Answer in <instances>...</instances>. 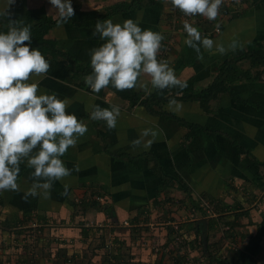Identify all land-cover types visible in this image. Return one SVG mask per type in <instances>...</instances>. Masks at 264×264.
<instances>
[{
	"label": "crops",
	"instance_id": "1",
	"mask_svg": "<svg viewBox=\"0 0 264 264\" xmlns=\"http://www.w3.org/2000/svg\"><path fill=\"white\" fill-rule=\"evenodd\" d=\"M126 1L72 0V6L100 13ZM4 7L7 18H23L28 12L55 17L49 0H0ZM175 9L170 0H142L109 18H132L142 29L159 31L164 37L161 49L167 44L170 49L158 60L187 81L183 89L163 90L145 81L147 89H131L140 99L204 89L225 60L264 46V6L258 0H247L238 12L212 20L220 32L205 36L226 51L201 48L199 57L184 43L186 33ZM191 24L199 31L210 30L206 20ZM94 26L64 23L50 28L45 37L89 63V51L103 42L92 35ZM7 27L0 23V29ZM43 55L51 67L39 81V91L70 98L66 111L83 120L88 130L62 157L67 167L78 170L54 181L48 198H24L34 183L32 169L24 164L19 190L0 191V264H233L231 255L243 248L264 217V167L258 163L264 162V72L229 84L241 101L220 93L207 109L197 100L153 106L171 118L132 104L109 87L92 93L84 83L86 75L72 77L65 59ZM240 63L252 74L262 68L247 60ZM173 101L182 105L179 111L170 107ZM94 104L120 108L115 128L90 120ZM145 130L151 147L133 149L132 141ZM97 195L102 200H95ZM36 223L41 224L38 232ZM209 253L222 260H212ZM253 257V264H264V233Z\"/></svg>",
	"mask_w": 264,
	"mask_h": 264
},
{
	"label": "clouds",
	"instance_id": "2",
	"mask_svg": "<svg viewBox=\"0 0 264 264\" xmlns=\"http://www.w3.org/2000/svg\"><path fill=\"white\" fill-rule=\"evenodd\" d=\"M11 0H7L9 4ZM172 6L186 16L202 15L215 20L223 0H170ZM58 25L67 23L75 14L72 0H49ZM5 9L0 8L4 18ZM7 30L0 29V191L19 190L17 183L20 165L32 169L34 183L25 192L28 196L48 198L54 181L72 174L73 170L62 160L77 138L88 128L72 112L66 111L70 98H60L55 92L39 91V81L49 72L50 62L36 47H31V25L9 21ZM184 43L196 51L201 48L223 54L226 49L198 28L185 22ZM103 42L89 51L91 71L84 83L92 93L99 94L111 86L117 91L147 89V81L153 89L187 87V81L177 77L175 69L158 60L163 35L151 28L142 29L137 21L126 18L121 22L104 20L97 22L92 31ZM31 77H38L31 80ZM170 107L182 108L174 101ZM120 108L116 105L101 107L94 104L89 113L92 121H104L109 129L116 127ZM145 130L132 141L133 149H149L152 139ZM67 192L68 185L65 184Z\"/></svg>",
	"mask_w": 264,
	"mask_h": 264
},
{
	"label": "trees",
	"instance_id": "3",
	"mask_svg": "<svg viewBox=\"0 0 264 264\" xmlns=\"http://www.w3.org/2000/svg\"><path fill=\"white\" fill-rule=\"evenodd\" d=\"M247 1V0H246ZM142 0H130L126 2H120L115 4L109 8H107L104 12H95V11H82L77 6H72L74 9V15L70 18L67 23H70L74 26L78 27H89L95 25L97 22H103L104 20H109V18L118 12L126 11L135 8L138 4H140ZM259 6H264V0H258ZM9 21H16L17 23L23 22L31 25V47L38 48L42 54H49L50 56L62 57L68 62L69 71L72 77H79L82 75H87L90 73L91 68L89 63L80 62L74 55L69 52L59 50L56 47V42L54 40L47 39L45 34L48 30L56 25L55 18L50 16H37L32 12H28L27 15L23 18L9 17L5 15L4 18L0 17V23L9 25ZM205 30V29H202ZM201 30V31H202ZM207 31V30H205ZM247 60L252 67H262L261 69H257L255 74H252L249 69H244L241 66V61ZM264 72V46H260L256 49L244 51L243 54L239 56L232 57L230 59L225 60L220 66V70L213 79L212 83L208 85L204 89L193 90L190 92H186L181 96H172V95H164L160 93L151 94L148 98H141L140 93H137L131 89H126L123 91H117L116 89L111 88L116 94L123 97L124 99H128L130 103H140L144 105L150 112L152 113H161L166 117H174V115L161 111L158 112L154 110L153 106H159L161 103L170 101V100H197L199 101L202 108H208V102L210 99L216 98L220 93H228L232 96L236 101H241L238 97H236L232 91L230 90L229 84L240 80V79H254L259 77V75ZM185 124L189 128H195L196 124H192L189 122H181ZM210 134L214 135L216 133L215 130H207ZM233 141V140H232ZM234 142V141H233ZM241 151V149H240ZM264 167V162H259ZM162 177V180L165 181V176L159 173ZM165 185V184H164ZM100 197V195H97ZM98 201V199L95 198ZM100 201V200H99ZM264 233V217L260 222L255 234L251 235L248 238L247 243L243 246L242 249L236 250L230 257L229 261L233 264H253V256L258 251L259 243L262 234ZM198 240L201 243L202 239L197 234ZM212 260H222V256L219 255L217 257L216 254H210ZM217 257V258H216ZM224 259V258H223Z\"/></svg>",
	"mask_w": 264,
	"mask_h": 264
},
{
	"label": "built area",
	"instance_id": "4",
	"mask_svg": "<svg viewBox=\"0 0 264 264\" xmlns=\"http://www.w3.org/2000/svg\"><path fill=\"white\" fill-rule=\"evenodd\" d=\"M245 1L246 0H223V3L221 4L220 9H219V14H218L217 18L220 17L222 19L224 16H229L230 12L231 13L232 12H238L242 8L241 6L245 5L244 4V3H246ZM230 8H231V10H229ZM174 11H175L176 16H178L180 18V23L182 26L184 25L185 22L191 24L192 22H197V20H199V19L206 20L207 22H209L210 30L200 31L202 36L209 35L210 33L213 34V33L220 32V26H219L218 22L214 25H211V23H213L212 20H208L207 18L203 17L202 15L200 16L199 14H197V15H193V16H186L179 9H175ZM169 49H170L169 44L164 45L163 49L159 50V52H158L159 58L163 59L165 57L167 50H169ZM96 199L102 200V198L98 197V196H96ZM40 225L41 224H39V223L38 224L36 223L33 225L34 228H36L35 232L39 231Z\"/></svg>",
	"mask_w": 264,
	"mask_h": 264
},
{
	"label": "rangeland",
	"instance_id": "5",
	"mask_svg": "<svg viewBox=\"0 0 264 264\" xmlns=\"http://www.w3.org/2000/svg\"><path fill=\"white\" fill-rule=\"evenodd\" d=\"M245 2H246V1H245ZM244 4H246V3H244ZM241 7H242V8H244V6H243V5H242ZM242 8H241V9H242ZM253 262H254V257H253L252 263H253Z\"/></svg>",
	"mask_w": 264,
	"mask_h": 264
},
{
	"label": "water",
	"instance_id": "6",
	"mask_svg": "<svg viewBox=\"0 0 264 264\" xmlns=\"http://www.w3.org/2000/svg\"><path fill=\"white\" fill-rule=\"evenodd\" d=\"M203 224H205L203 221H202Z\"/></svg>",
	"mask_w": 264,
	"mask_h": 264
}]
</instances>
